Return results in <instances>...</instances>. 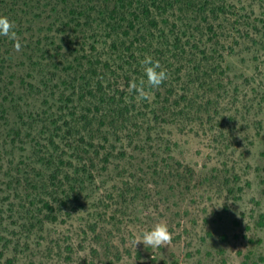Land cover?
<instances>
[{"label":"rangeland","instance_id":"1","mask_svg":"<svg viewBox=\"0 0 264 264\" xmlns=\"http://www.w3.org/2000/svg\"><path fill=\"white\" fill-rule=\"evenodd\" d=\"M88 1L0 0V264H264V0H227L215 70L145 100L97 9L67 23ZM157 224L171 246L135 247Z\"/></svg>","mask_w":264,"mask_h":264},{"label":"trees","instance_id":"2","mask_svg":"<svg viewBox=\"0 0 264 264\" xmlns=\"http://www.w3.org/2000/svg\"><path fill=\"white\" fill-rule=\"evenodd\" d=\"M90 3L93 7H89ZM88 4L72 6L64 2L67 14L71 15L67 23L77 21L79 26L81 17L89 19V10L97 9L103 15L102 21L109 24L120 41L114 45L120 52L118 60L131 58V62L123 65H128L125 70L137 68L139 80L143 76L140 61L146 55L159 62L168 78L170 73L178 71L187 80L199 83L204 80L205 72L214 71L219 65L213 57L217 38L215 23L221 19L229 22L226 10L231 6L227 0H90ZM109 92H99L100 108H112L111 114L115 115L119 105L115 102L116 94Z\"/></svg>","mask_w":264,"mask_h":264},{"label":"clouds","instance_id":"3","mask_svg":"<svg viewBox=\"0 0 264 264\" xmlns=\"http://www.w3.org/2000/svg\"><path fill=\"white\" fill-rule=\"evenodd\" d=\"M15 25L6 16H0V37H7L14 41V47L17 51L20 50L21 44L17 39V33L14 30ZM141 68L143 69V76L137 82L132 80L129 82V92H135V99L145 100L149 99V93L146 91L147 88H158L164 81L167 80L168 74L165 70L161 69L158 61H154L151 56H145L140 61ZM143 244L145 249H151L153 254L161 249H167L172 244V237L168 229L160 224H157L150 230L143 231L134 240L135 247L138 244Z\"/></svg>","mask_w":264,"mask_h":264}]
</instances>
